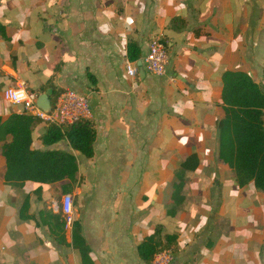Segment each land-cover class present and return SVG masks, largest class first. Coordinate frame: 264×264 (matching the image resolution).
Segmentation results:
<instances>
[{
  "label": "crops",
  "instance_id": "1",
  "mask_svg": "<svg viewBox=\"0 0 264 264\" xmlns=\"http://www.w3.org/2000/svg\"><path fill=\"white\" fill-rule=\"evenodd\" d=\"M155 36L168 56L161 75L141 61ZM131 41L136 61L127 57ZM226 70L264 87V0H0L2 119L23 111L3 98L5 88L37 92L53 76L54 88L87 96L96 128L88 159L66 138L44 145L45 124L33 127V147L75 155L67 193L57 182L7 184L0 141V264H81L74 220L95 264H146L137 246L157 224L177 234L178 250L160 253L169 264H264V194L253 182L239 186L218 158ZM64 194L73 219L60 243L40 211L45 221L50 213L65 220ZM25 196L27 219L19 215Z\"/></svg>",
  "mask_w": 264,
  "mask_h": 264
},
{
  "label": "trees",
  "instance_id": "2",
  "mask_svg": "<svg viewBox=\"0 0 264 264\" xmlns=\"http://www.w3.org/2000/svg\"><path fill=\"white\" fill-rule=\"evenodd\" d=\"M127 57L130 61L139 59L140 48L136 42L128 43ZM222 83L224 115L217 122L218 158L232 169L239 186L253 182L255 188L264 194V87L243 70H226L222 74ZM48 88H51V104H54L62 91L54 88L53 76L37 92L42 93ZM40 122L45 124V131L39 137L44 145L66 138L74 150L88 159L94 156L96 128L91 119L81 118L71 124L58 125L25 111L12 112L5 119L0 115L4 181L16 186L23 185L27 180L38 183L57 182L62 193L70 192L78 172L76 157L66 150L33 147V127ZM181 189L179 182L173 188V193L179 194ZM40 190L41 186L36 188L37 192ZM28 206L29 198L25 196L19 214L23 219L32 216L27 213ZM42 214L43 211H40L50 234L58 242L67 243L64 235L66 219L56 220L60 219L59 215L50 213L53 219L45 221ZM71 245L78 250L81 264H95L77 220L71 224ZM137 249L141 259L146 264H151L157 254L167 250L174 253L178 250L177 234H163L161 225L157 224L154 232L146 236Z\"/></svg>",
  "mask_w": 264,
  "mask_h": 264
},
{
  "label": "built area",
  "instance_id": "3",
  "mask_svg": "<svg viewBox=\"0 0 264 264\" xmlns=\"http://www.w3.org/2000/svg\"><path fill=\"white\" fill-rule=\"evenodd\" d=\"M141 61L144 69L151 74L161 75L165 72L168 56L165 44L160 37L155 36L151 39ZM126 72L129 76H136V65L130 61L127 62ZM37 97L38 93L27 89L23 83L17 86H9L3 91V98L9 103L20 105L26 113L58 125L71 124L81 118L89 119L92 115L87 96L72 89L62 91L54 104H51L49 111L43 110L37 105ZM61 202L66 223H70L73 219L72 196L64 194Z\"/></svg>",
  "mask_w": 264,
  "mask_h": 264
},
{
  "label": "water",
  "instance_id": "4",
  "mask_svg": "<svg viewBox=\"0 0 264 264\" xmlns=\"http://www.w3.org/2000/svg\"><path fill=\"white\" fill-rule=\"evenodd\" d=\"M139 66V72L140 74H144V70L141 66V61L139 60L137 62ZM37 105L42 108L43 110L49 111L51 109V101L49 98V95L47 93H41L38 95L37 100H36Z\"/></svg>",
  "mask_w": 264,
  "mask_h": 264
},
{
  "label": "rangeland",
  "instance_id": "5",
  "mask_svg": "<svg viewBox=\"0 0 264 264\" xmlns=\"http://www.w3.org/2000/svg\"><path fill=\"white\" fill-rule=\"evenodd\" d=\"M80 155H81V153H79V152H77V156H79L80 157ZM79 159V158H78ZM80 162H81V164L83 163L81 160H79ZM82 178V175H80V179ZM61 207H62V205H61ZM63 212V211H62ZM160 254V253H159ZM159 254H157L156 256H155V258L154 259H156V264H169V262H170V257L169 256H163V255H159ZM171 254H173V253H171Z\"/></svg>",
  "mask_w": 264,
  "mask_h": 264
}]
</instances>
